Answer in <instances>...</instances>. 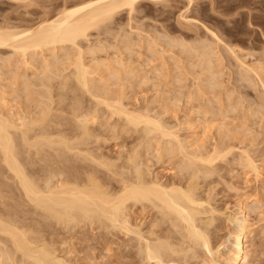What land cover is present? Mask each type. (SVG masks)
<instances>
[{
	"label": "rangeland",
	"instance_id": "374dc122",
	"mask_svg": "<svg viewBox=\"0 0 264 264\" xmlns=\"http://www.w3.org/2000/svg\"><path fill=\"white\" fill-rule=\"evenodd\" d=\"M85 1L89 0H0V26L10 25L11 28H29L44 20L54 18L64 7H71ZM130 10L128 7L119 10L113 16L114 18L112 17V21L108 20L100 23L102 25L95 26L96 28L89 31L87 39H81L80 45L86 50L84 61L92 67L91 78L97 80L95 81L97 85L104 86L105 90L106 88L109 91L113 90L111 94L115 95L116 93L115 97L119 96L124 106L128 105L126 108L132 111L135 110V113L149 110L150 115L153 114L152 116L156 119L159 116V120L162 118L161 122L163 121L162 123L167 125L166 130L169 131L170 129L171 132L173 130L177 137L173 135L170 139L169 136H164V139L159 131L150 133V135L147 134L149 137H146V132L143 133L141 130L143 125L139 126L141 131L137 130L136 132L134 126L128 125L131 126L128 128L123 118L122 121L120 120L121 117L111 116L109 111L105 109L106 107L101 105L99 106V110L101 109L99 111L100 120L98 119L97 123L91 125L92 132L94 131L93 136L87 140L86 144L88 146L89 143L90 146L88 148L83 145L84 148L93 152L96 158L99 157L100 161H97L100 164L97 165L89 160L83 162L81 158L78 159L74 156L76 157H72L74 160L69 158L70 160L64 164L68 166L76 165L80 169L75 168V171H73L67 166L68 168L65 169L67 173H63L65 175L63 176L66 177L68 174L69 177H74L76 174V176L79 175L78 177L81 176L80 178H86L88 173L94 171L93 174L97 175L96 177L100 178L99 180L102 183L108 187L110 186V189L113 188V191H117L120 187L122 188L120 180L126 177L130 179L136 177L137 171L129 163V156L133 154L131 151L140 147V169L144 171L145 175L147 174V180L150 179L149 181H151L158 178L159 182L161 181L162 184L167 186L180 185L185 187L190 180L192 169L186 166L187 159L184 157L182 150L179 151L180 146L177 145L178 140L176 139L178 138L179 142L182 141L180 145H184L187 148H184V151L190 155L194 154L195 150L197 152L201 151L206 156L208 154L214 155L216 151L220 150L211 165L199 163V166H201L200 173L202 174H199L196 179L198 184L197 194L202 202V205L198 207V210L201 209V213L196 217L197 224L210 236L212 252L184 237L186 233L184 232L183 223L182 225L179 222L180 227H175L173 222L168 219L169 217L146 201L143 202L144 206L141 202L135 204L136 202L129 201L126 215L128 214L127 220L128 225H131L130 228L139 229L147 239L140 237L133 231L124 229L123 231L120 229L121 227L116 229L112 226L110 228L111 225L109 224L111 223L109 221H107L109 226L106 223L104 224L108 226V229L101 225L100 221L97 223L95 221L92 224V222L84 220L79 223V226L78 224L57 223L56 219L52 218L51 220V217L44 218V215L48 217L44 210L41 212L42 209L38 208V210L33 203L28 204L29 201L27 202V199L20 195L22 191L21 189L18 191L19 187L14 184V177L13 175L10 176L11 172L7 171V168H4L6 173H3L1 177L3 181H8L7 183L10 184L6 182L3 184L5 189L2 191L3 193L1 192V194H4L1 201L4 204L0 201V212L5 214H2V216L7 215L6 218L4 217L5 220L12 218L15 223L24 224L25 226L20 225L22 228L26 227L25 229L33 230L32 233H35L32 236H37L42 241L46 240L48 242L46 243L55 250L58 257L71 264H163L155 259H147L145 255L147 241L154 243V240L157 241L156 236L162 239L169 237V239L175 241L173 244L176 248L178 246L177 249L181 250L182 248V252H166L168 256H173L179 264H227L226 259L230 252L232 233L235 228V223L230 220V216L237 215L240 209L239 206L242 205L248 230L247 236L244 238L248 255L245 264H264V0H142L134 6L132 11ZM208 30L213 31L217 37L213 36ZM105 31H108V33ZM198 43L200 47L209 44V48L211 46L214 48V50L212 48L215 51V53L212 51L215 62H213V70L211 68L209 71H204L200 57L196 56V50L194 52L193 48H189L190 44L198 45ZM67 46H70L68 47L71 52L69 53L71 54L70 59L69 57L63 58L62 56L66 55L65 52L60 51L59 53L58 51L59 57L61 56L63 59L59 58L58 65L55 64L53 69L63 70L62 67L67 68L66 65H69L70 68H64L66 70H64V73L69 74L73 71L71 62L75 61L77 52L74 49L75 47L72 46V48L70 44H67ZM94 46L101 48L96 50L95 47V50H93ZM0 48V57L7 58L12 55L10 53L13 51L11 47L4 46ZM51 52L47 51L45 53L49 55L45 63L42 62L43 65L56 58V55L54 56ZM35 55L40 61L45 59L42 57V53H39L40 56ZM15 56L12 55L10 58L13 59ZM15 58L13 59V65H8L9 67L5 65L7 67L1 68L0 91L1 94L4 93V100L8 103L6 107L4 104L2 105L4 111H10L11 113L13 111L12 114H19L18 117H20L25 112L39 111L37 105L41 96L37 92L42 89L39 82L41 76L36 68L31 65L26 66L24 62L21 63V56ZM1 60L0 64L3 62ZM40 63H37V65ZM20 64H22L21 67ZM247 67L256 70H250ZM6 68H9V70ZM97 68L99 69L97 70ZM45 69L47 70V68ZM51 69L52 67L45 71V75L46 72H48V75L51 74L49 73ZM114 72L115 76H112ZM132 72L133 74H131ZM109 76L111 77L109 78ZM25 79H29L28 81L32 85L29 86L30 95L33 94L31 96L22 89V81ZM60 79H57V81L59 82ZM143 79H147V81ZM53 82L58 84L56 80ZM2 85H5L6 89ZM101 86L100 88H102ZM77 87L78 85L74 79H71L68 88H65V90H54L55 97L62 95L61 99L58 96L55 99L54 105L59 108L55 113L62 114V116L64 114V117L59 115V119L63 121H65L63 118L67 119L66 124L61 125L67 133H71L74 127V121L70 120V113L71 108L76 103V97L81 100L83 107L87 109L95 106L94 99L88 93H85L83 89L78 90ZM34 90H37L36 93ZM93 90H96V88L93 87ZM27 99L32 100L28 101ZM29 107L31 108L29 109ZM60 108L62 109L60 110ZM28 109L30 111H27ZM57 118L56 120H59ZM174 137L175 139H173ZM172 147H178V149L173 150ZM170 148L173 152L169 150ZM26 154L24 158L34 161L31 164L32 167L30 165L31 168L37 167L40 170L45 167L42 163L46 166L51 164L52 167L55 165V163L41 162L40 159H36L37 157H28L29 154ZM101 158H104L107 163L102 161ZM243 158L253 160L252 164H255V169L246 166ZM241 159L242 161H240ZM34 164L36 165L34 166ZM64 164L62 163L60 166L57 164V166H62L61 169H64L66 168ZM57 166H54V168ZM107 167L111 170L108 168V171ZM42 172L36 173L35 177L37 179L39 176L44 177V172ZM41 177H39L40 180ZM3 181L2 183H4ZM41 183L43 184L44 180H41ZM3 187H1L2 190ZM4 205L5 207L7 205L8 208H5ZM14 211H17L14 213L16 217L13 216ZM170 217H173V220L176 218L174 214ZM103 220L102 224L106 222V219ZM175 220V222L178 221V219ZM150 231H154L155 235L150 236L148 234ZM6 236L0 233V244L2 243L0 249H3L0 250V252L2 251L0 253V264H23V262L30 264L31 260L24 258L21 252L14 250L11 239ZM7 250L12 251L13 257L10 254L11 260L6 255H1Z\"/></svg>",
	"mask_w": 264,
	"mask_h": 264
},
{
	"label": "bare ground",
	"instance_id": "6f19581e",
	"mask_svg": "<svg viewBox=\"0 0 264 264\" xmlns=\"http://www.w3.org/2000/svg\"><path fill=\"white\" fill-rule=\"evenodd\" d=\"M139 1H142V0H89V1H85L81 4L79 3V4L71 6V7H67V8L64 7V9H62L61 12L58 13L57 16H54V18L44 20V21L40 22L38 25L31 26L29 28L28 27L25 29H20L21 27H17V28L12 27L11 28V27H9L10 25H8V26L6 25V27L0 26V47H4V46H7L9 48L11 47L13 51H11L10 53H12L13 56L16 55L15 57L21 56V58H22V59L20 58L22 60V62L20 61L21 63L24 62V64H26V66L31 65L32 67L36 68V71H38L39 75L41 76V78H39L40 79L39 82L41 85L40 88H42L39 92H37L38 94H40L39 96H41L40 99L38 98L39 100L37 99L39 101V102L37 101L38 102L37 106L39 107V111L35 112L33 110L34 112L31 111V112H27V113L24 111L25 114L21 115L20 117H18L19 114L18 115L12 114V113H14L13 111H12V113L10 111H8V112L4 111V109L2 108V105L4 104V106L6 107V106H8V103L6 102V100H4V95H3L4 93L1 94V91H0V201L4 197V194H1V192L4 191L5 188L3 187L4 186L3 184H5V182H6V181H3L1 177H2L3 173H6V169L4 170V168H7V171L12 173V174L10 173V176L13 175V177H14L13 180H15L17 183L16 184L14 181V184L16 186L18 185V187H19V188L17 187L18 191L20 189L22 191V192H20V195H23L25 197V199H27V202L29 201L28 204L33 203L37 207V209L38 208L40 210L42 209L41 212L44 210L46 212V214L48 215V217L47 216L45 217V215H44L43 216L44 218H50L51 217V220H52V218H54V219H56L57 223L61 222V223H64L66 225H68V224H73V225L78 224L79 225V223L84 221V220H86V222L87 221H89L90 223L92 222V224H93V222L95 223V221H96V223L98 221H100L101 225H104L105 223H106V225H108L107 223L110 222L111 223V224H109V225H111L110 228L112 226L115 227L116 229H117V227H121L120 228L121 230L124 229V230L131 231V232L133 231L135 234L137 233L140 237L147 239L145 236H143V234L141 233V231L139 229L130 228L131 225H128V220H127L128 214L126 215V209H127V207H129L127 205V203L129 201H134V202H136L135 204H137V202H141V204L143 206H144L143 202L146 201V202H150V204L153 205L155 207V209L157 208L159 211H162L165 216L169 217L168 219H170L171 222H173V225L175 227H180L179 222H181V224L183 223L184 225L183 224L182 225H183V228L185 230L184 232L186 233L184 235V237H187L188 240H190L194 243H197L198 246H201V247L203 246L204 248H206V250H208L209 252H212L211 243H210V239H209L210 236L207 234V232L205 230L199 228V226L197 224L196 217L198 214L201 213L200 212L201 209L198 210V207L202 205V202L200 201V198L197 194L198 184H197L196 179L199 176V174H202V173H200L201 166H199V163H205V164L211 165L215 161V159L217 157L216 154H218V152L220 150L219 151L215 150L216 154H214V155L208 154V156L202 154L201 151L197 152V150H195V153L190 155L188 152L184 151V148H185L184 145H182V144L180 145V142L182 143V141L179 142V139L178 138L176 139V140H178V143L176 142L177 145L180 146L179 151L181 152V150H182L184 157L187 159V162H186L187 165L186 166H189V168L192 169V172L190 174V180L188 182V179H187L188 183L186 184L185 187H182L180 185H169V186H167L165 184H162L163 182H161V181L159 182L158 178H157L158 180L155 178L152 179L151 181H149L150 179L147 180V178H146L147 174L145 175L144 171H142L140 169V167H141L140 162H139V158H140L139 157V154H140L139 148L140 147H138V149H134L133 151H131V152H133V154L129 156L130 162L128 161L129 163L132 164V168L136 169V171H137V174L135 173L136 177H134L132 179L126 177V178H123L122 180H120L122 182V188L120 187V189L117 191H113L112 190L113 188L110 189L109 188L110 186L108 187L104 183H102V181L99 180L100 178H97L96 177L97 175H94L93 174L94 171L92 172L91 170H90L91 173H88L86 175L87 176L86 178H80L81 176L78 177L79 175L76 176V174L74 177H69L68 174L66 177H64L65 176L64 174L67 173V171L65 172V169H67L68 167L70 169H72L73 171H75L74 170L75 168H77L78 170L80 169L79 166H76V165L68 166L67 164H64L65 162L67 163L68 160H70L69 158H72L74 156L78 157V159L81 158L83 160V162L85 160H89L92 163L95 162L97 165H98V163L100 164V162L97 161V160H99V157L96 158V156L93 154V152H91L87 148H84L83 145L86 146L87 140L93 136L94 131L92 132L91 125L97 123V120L101 117L99 115V111L101 110V109L99 110V106H101V105L102 106L104 105L106 107L105 109H107V111H109L111 116L116 115V117H121L120 120H122V118H123L124 123H126L127 126L128 125L134 126L136 128L135 129L136 132H137V130H139V126L143 125L141 127V130L143 131V133L146 132L145 133L146 137L148 135H150V133L152 134V133L157 132V131H159V133L162 135V137L169 136L170 139H171V136L173 137V135L175 136V134H176V133H173V130H172V132L170 131V129H169L170 132L168 130H166L167 125L162 123L163 121L161 122L162 118H161V120H159L160 118L158 116L156 119L154 116H152L153 114L150 115L151 113H149V110L147 112L145 111V112L135 113L136 112L135 110H134L135 111L134 112L131 109L126 108L128 105L124 106V104L122 103V100H121V98H119V96L115 97L116 93H115V95L111 94V91H113V90L109 91V89L106 88V90H108V91H106L104 89V86L102 87L100 85L103 88V91H102V88H100V86L96 84L97 82L95 83V81H97V80L91 78L92 73H93L92 67L89 66L84 61L86 58L84 56L86 50H84L80 45L81 39H87V37L89 36V31L92 28H96L95 26L98 27L99 25H102L100 23L106 22L108 20L110 21L112 19V17L119 10L128 7L131 9L130 11H132L134 9V6ZM105 32L108 33V31H105ZM208 32H210L213 36L217 37L213 31L208 30ZM111 34H113V32H111ZM125 36H127V35H125ZM124 40H125V38H124ZM217 40H218V38H217ZM186 42H184V43H186ZM193 43H194V41H193ZM67 44H70L71 47L72 46L75 47L74 49H76V52H77V54L75 55L76 56L75 61L73 60L74 62H71L72 66H73V69H72L73 71H71V73H69V74L64 73L66 71L65 69L70 68V67H68L69 65L68 66L66 65L67 63L65 64L67 68H65V66H64L65 69L62 67L63 70H54L53 69L55 64L58 65V62L60 61V59L62 57L67 58L71 55V54H69L71 52L68 49V47H70V46H67ZM167 44H168V42H167ZM182 45H184V44H182ZM198 45H199V43H198ZM198 45H196V44L191 45L190 44L189 48H191V49L193 48L194 52L196 50V53H197L196 56L200 57L201 61L200 60L199 61L201 62V65H202V68L204 71H209L211 68L213 70V62H214L213 52L215 53V51H213L214 48L212 46L209 48V46H210L209 44H207V46L206 45L204 46L201 44L202 45L201 47H200V45L198 47ZM184 46H186V45H184ZM89 47L90 46L88 45V48ZM95 47H96V50L101 48V47L97 48L98 46H94L93 50H95ZM174 47H175V45H174ZM212 48H213V50H212ZM186 49H187V47H186ZM90 50H91V47H90ZM47 51H50V52L52 51L51 53H53L54 56L56 55V58L53 61L51 60L50 62H46L47 64L43 65V63H45V60L48 58V55H49V54L48 55L45 54ZM58 51H59V53H60V51L65 52L66 55L59 57ZM39 53L40 54L42 53V57L45 58L44 60L40 61L39 58L35 57L36 56L35 54L39 55ZM1 55H4V54H1ZM5 55H7V54H5ZM12 55H10V57H12ZM95 56H96V54H95ZM2 57H0V59L3 60V62H1V63L4 65L0 64V76L2 75L1 68L2 67L5 68L8 65L10 66L11 64L13 65V62H14L13 59L15 58L14 57L12 59L10 57H7V58L6 57L4 58V56H2ZM216 57H214V58H216ZM29 58H30V60H29ZM69 59H70V57H69ZM69 59H68V61L70 62ZM17 60H16V62H17ZM36 62L37 63L41 62L40 64H38V65H40V67H38ZM102 62H103V60H102ZM95 64H97V63H95ZM5 65H7V66H5ZM21 65L22 64H20V67H21ZM41 65H42V67H41ZM45 65H46V67H44ZM57 65H56V68L58 67ZM115 65H117V64H115ZM97 66H98V64H97ZM51 67H52V69L49 72L51 74L48 75V72H46L47 74L45 75V71H48ZM198 67H199V65H198ZM215 67H216V65H215ZM45 68H47V70ZM247 68L250 70H254V71L256 70V69H253L251 67H247ZM98 69L99 68H97V70ZM188 69H187V72H188ZM7 70H9V68ZM36 71H35V73H36ZM25 72H27V71H25ZM115 72L113 73V75L112 74L111 75L115 76L114 75ZM146 72H148V71H146ZM119 73H121V71H119ZM258 73H256V74H258ZM131 74H133V72ZM107 75H109V74H107ZM19 76H22V75H19ZM144 76H143V78H145ZM24 77H26V76L24 75ZM110 77L111 76H109V78ZM116 77H117V75H116ZM260 77H262V76H260ZM56 78L57 79L61 78L60 79L61 81L59 80V82H58ZM123 78H124V76H123ZM148 78H150V77H148ZM18 79H19V77H18ZM22 79H23V77H22ZM71 79H74L75 83L78 85V87H77L78 90L83 89V91L85 93H88L94 99L95 106H93V108H91V109L90 108L87 109L86 107H83L81 100L76 97V103L71 108V113H70L71 118L69 117L70 120L72 119L74 121V127H73L71 133H67L66 130L62 129V126H61V125L66 124L67 119L63 118V119H65V121L61 120V119H59V115L62 116V114H56L55 113L56 110L57 111L59 110V108L54 105V103L56 101L55 99L58 96L57 95L55 97V94H54L55 91L54 90H56V89H64L65 90V88H68V85L70 84ZM128 79H130V78H128ZM1 80H2V78H1ZM28 80L25 79V80H23L24 82L21 80L22 84H23L22 89H24V91H26L27 94L30 95L29 86H32V85H30V82ZM54 80H56V83L58 82V84H55L53 82ZM145 80L147 81V79H145ZM143 84H145V83H143ZM37 85H39V84H37ZM2 86H3V88H5L4 87L5 85H2ZM93 87L96 88V90H93ZM19 89H21V88H19ZM104 90H105V92H104ZM36 91H35V93H36ZM118 91H120V90H118ZM2 92H4V91H2ZM76 93H77V91H76ZM120 93L122 94V92H120ZM31 95H33V94H31ZM32 97H36V96H32ZM59 98L61 99L62 95H60ZM29 100H32V99H29ZM61 105H62V103H61ZM30 108L31 107H29V109ZM147 108H148V106H147ZM29 109L27 111H30ZM61 109L62 108H60V110ZM16 115H17V117H15ZM62 117H64V114ZM62 117H60V118H62ZM56 118L59 120H56ZM126 124H124V125H126ZM70 125L72 126L71 123H70ZM60 126H61V128H60ZM131 126H128V128ZM168 126H169V124H168ZM65 127H67V126H65ZM112 128H114V127H112ZM171 129H174V128H171ZM141 130H139V131H141ZM70 131H71V129H70ZM165 137H164V139H165ZM175 137H177V136H175ZM175 137L173 139H175ZM158 140H160V139H158ZM161 140H163V139L161 138ZM139 142H141V141H139ZM142 143H143V141H142ZM150 144H151V142H150ZM152 144H153V142H152ZM138 145H140V144H138ZM88 146H90L89 143H88ZM88 146H86V147H88ZM153 146H154V144H153ZM150 148H152V147H150ZM175 148L176 147H172L173 150ZM100 149H101V147H100ZM172 149L170 148L169 150L171 152H173ZM176 149H178V147ZM185 149H187V148H185ZM167 150L168 149L166 148V151ZM228 152H229V150H228ZM26 153L29 154L28 157L35 156V157H37L36 159H40L41 162L42 161L45 163L47 162V164L48 163H53V164L55 163V165L52 164L53 165V167H52L51 164L50 165L48 164L46 166L45 164L42 163V165H44L45 167L40 169V170L37 167L31 168L32 167L31 164H33L34 161H30L27 158H24V157H26L25 156ZM23 154H24V156H23ZM224 155L227 156V154H224ZM35 157H34V159H35ZM76 157H74V158H76ZM248 158H245V159L243 158L244 159L243 162L246 164V166H248L252 169L255 167V164L253 163L254 164V166H253V164H252L253 160L248 159ZM29 159H31V158H29ZM101 159H103L102 161H104V158H101ZM102 161H101V163H102ZM240 161H242V159ZM36 162L39 163V161H36ZM80 162H82V161H80ZM104 162H106V161H104ZM104 162H103V164H104ZM56 163L59 166H60V164L63 163L66 168L63 167L64 169H61L62 166L59 167V166H57ZM30 165H31V167H30ZM35 165L36 164H34V166ZM54 166H57V167L54 168ZM106 166H108V165L106 164ZM85 167H87V166H85ZM109 167H111V166H109ZM109 167H107V170ZM111 168H109V170H111ZM63 170H64V172H63ZM78 170H76V171H78ZM124 170H127V169H124ZM189 170H188V172H190ZM40 172H42L43 175H45L44 177H41L38 175L39 177H41V180H44L43 184L41 183V180L39 179V177H38V179L35 177V174L40 173ZM257 172H259V171H257ZM75 173H77V172H75ZM78 173H80V172H78ZM114 173H113V175H114ZM82 175H83V173H82ZM4 176H5V180H6V178H7L6 174ZM7 176H9V175H7ZM8 178H10V177H8ZM10 179H12V178H10ZM10 179H8V180H10ZM2 181L4 183H2ZM11 183H13V182H11ZM7 184H9V183H7ZM1 187H3V190L1 189ZM6 188H7V186H6ZM114 190H115V187H114ZM7 194H9V193L7 192ZM16 194H18V193H16ZM10 198H12V197H10ZM10 200H9V202H10ZM1 203H2V201H1ZM24 203H26V202H24ZM2 204H4V202ZM7 205H6V207H7ZM25 206H27V205H25ZM4 207H5V205H4ZM239 207H240V209L238 211V214L235 216H230V220L235 223V228H234V231L232 233L230 252L228 253L229 255L226 259L227 264H245L247 262V259H248L247 251L245 249V241H244V238L247 236V232H248V230H247V219H246V215L244 213V207L242 205H240ZM13 208H16V207H13ZM16 212L17 211H14L13 214ZM2 214H5V213L0 214L1 217H3V218L0 217V233L7 235L11 239L12 244L14 246V250L21 252L22 253L21 255L24 258L31 260L30 264H71V263L66 262L64 259L58 257L55 253V250L47 244L48 242L46 240L42 241V240H39L40 238L38 239L37 236H32V234L35 233V232L32 233L33 230L32 231L29 230L28 227H27L28 229H25L26 227L22 228L21 226L24 224L20 223V225L22 224L20 226L19 222H17L18 224L15 223L12 220V218H10L11 220L9 218H8L9 220H5L4 217L6 218L7 215L2 216ZM172 214H174L176 216L175 219H178L177 222H175L176 221L175 219L174 220L172 219L173 217L172 218L170 217ZM9 216H11V215H9ZM13 216H15V214ZM103 219H106L105 220L106 222H104L102 224V222L104 221ZM15 221H17V220H15ZM107 221H109V222H107ZM89 222H88V224H89ZM108 226H105V227L108 228ZM41 233H42V231H41ZM148 234H150V236H153V235H155V232L150 231ZM1 238H3V237H1ZM42 238H43V236H42ZM156 238H157V241L154 240V243L147 241V244L145 246L146 258L152 259V260L155 259L156 261L163 263V264H179L175 260V258H173V256L172 257L168 256L166 252L172 251V252L178 253V252L183 251L182 248H181L182 251L180 249H177L178 246L176 248V246H174V244H173V242H175V241L174 240L172 241L171 239H169V237L162 239V238H159V236H156ZM10 249H12V248H10ZM0 250H3V249H0ZM9 250L5 251L1 255H6L7 258H10L11 257L10 254L12 255V251L9 252ZM165 255H167V256H165ZM3 257H5V256H3ZM12 257H13V255H12ZM4 259H6V258H4ZM10 260H11V258H10ZM26 262H27V260H26ZM11 263H12V261H11ZM23 264H25V263L23 262ZM27 264H29V263H27Z\"/></svg>",
	"mask_w": 264,
	"mask_h": 264
}]
</instances>
